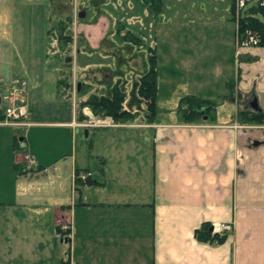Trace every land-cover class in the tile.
<instances>
[{
    "label": "crops",
    "instance_id": "1",
    "mask_svg": "<svg viewBox=\"0 0 264 264\" xmlns=\"http://www.w3.org/2000/svg\"><path fill=\"white\" fill-rule=\"evenodd\" d=\"M15 1L0 0V264H264L262 131L237 128L233 114L201 124L181 122L172 118L174 109L157 110L155 105L152 119L101 129L95 141L80 143L78 133L86 139L99 129L72 126L84 121L89 109L76 108L75 92L56 95L50 79L46 84L38 77L43 75L38 66L16 56L14 40L20 33L7 24L12 5L18 6ZM218 1L219 8L210 5L202 14L195 9L204 17L199 24L191 25L193 20L179 14L188 23L180 24L175 37L202 49L214 42L209 46L224 49V57H210L200 68L209 64L215 72L216 62L224 61L238 90L248 92L256 78L263 91L264 49L242 48L259 56L260 66L249 68L233 58L232 52L238 53L235 26L228 16L230 0ZM167 7L162 0L157 14ZM157 22L152 29L140 25L139 33L144 40V31H149L148 41L156 53L159 47L165 49L164 65H171L168 20L159 27ZM156 63L157 81L163 76L157 54ZM175 71L163 72L170 79ZM74 74L67 76L78 91L81 81ZM190 80L203 84L202 76ZM16 81L23 91L11 101L24 105L26 113L19 122L26 125L10 124L3 116L12 103L8 89ZM36 90L68 104L67 114L49 120L33 116ZM9 128L19 130L16 136ZM44 128L59 130L64 140L60 137L58 144L63 147L41 151L34 135ZM80 173L85 178H79ZM219 223L230 225L221 242L199 239L204 224L211 228Z\"/></svg>",
    "mask_w": 264,
    "mask_h": 264
},
{
    "label": "rangeland",
    "instance_id": "2",
    "mask_svg": "<svg viewBox=\"0 0 264 264\" xmlns=\"http://www.w3.org/2000/svg\"><path fill=\"white\" fill-rule=\"evenodd\" d=\"M25 1H15L18 6L12 5L13 10L7 17L8 27L13 26L14 30L20 33L14 40L16 44V56L20 58V61L24 60L38 66L37 71L43 74L38 75V73V77L46 84H49L48 81L50 79L54 89H56L54 91L56 95L63 97L62 94L65 91L67 95L70 93L74 95L75 92V96L73 97H76V108L81 109L82 107H86L89 109L84 122H92L96 119L101 121V125L99 126L91 124V126L85 127L99 129L94 134L89 135L88 138L85 139L83 133H78L76 137L80 139V143L86 146L89 145L91 141H95L94 138L96 136L101 134V131H103L101 129L132 126L133 123L136 124L138 121H147L149 118H153L155 112L147 111L146 100L138 96L136 91L137 80L147 69V47L154 48L152 42L148 41L149 31H144V37L146 39L143 40L142 33H139V28L141 27L140 25H148L152 29L157 21L159 27L160 23L166 20H168L167 24L169 26H167V29L170 31L169 34H172L167 53L173 58V63L171 65H164L166 59L165 49L161 47L157 48L158 51L157 53L155 51V54L160 58V72L163 75L161 79L156 81L157 101L155 97L154 105H157V110L172 108L174 109L172 118L179 119L178 121L181 122L194 124H201L204 122L203 120L210 122L214 118L223 115L224 118H228L230 114H233L232 119L236 120L238 124L237 128L239 126L250 127L258 129L264 134V90H258L259 84L257 79L254 78L250 82L251 84H248L250 86L248 92L238 90L235 87L233 73H226L227 64L224 61L221 63L216 62L218 69L216 68L215 72L212 71L211 65L209 64H205L204 69H201L199 66V63L206 62L213 56L222 59L225 55L224 49L220 51L209 46L214 42H209L202 49L200 44L193 45L186 40L181 41L180 38L175 37L180 24L188 23L185 20L182 21L179 14L186 15L187 18L193 20V23L190 22L189 24H199L200 21L198 19L203 17V15H200L195 9H202V14V11L212 7L210 5L214 7L216 5L219 8V1L204 0L203 2L209 5L205 8L202 0H167L168 7L160 16L140 0ZM262 2L264 3V0ZM250 3H248V6ZM35 9L39 10V12ZM143 9L146 11L142 12ZM171 10L174 11L172 12ZM208 12L206 11L205 15L207 16L205 17L209 19ZM79 13L82 15L79 16ZM255 16L264 21L263 15L258 13ZM164 24L161 25L165 26ZM127 30L132 31L139 38L137 43L134 44L126 41L123 33ZM235 46V52L238 53L234 55L232 52L235 60L247 62L249 68H253L260 63L259 56L248 54L242 50V47L238 46L236 35ZM256 47L264 49V47L255 45L254 48ZM212 53L216 54L213 55ZM260 65L263 67L264 64ZM171 68H174L177 72L175 71L173 74L169 73L172 78L168 79L163 71L170 70ZM72 74L75 75L77 81H81L80 83L78 82L80 84L78 91H75L74 86L68 80L67 75L71 76ZM52 75L55 80H52ZM197 76L203 77L202 85L199 80H190L194 77L197 78ZM29 79L34 82L32 80L34 78L30 77ZM114 84H117L121 91L124 92L122 109L128 112L129 117L125 115L126 117L115 119L109 115L94 113L88 106L81 104L89 94L109 95L111 87ZM20 86V81H16L14 82V86L8 89L9 102L13 101L15 93L19 94L23 91ZM50 86L52 88V85ZM37 91L40 90L35 91V100L31 103L33 116H37L38 119L49 120L61 118L67 114L66 106L68 104L54 102L49 99V96H42ZM190 91H197L204 94L205 92H210V94H213L203 97H211V100L214 102V107L210 110L212 113L209 112L206 116L200 118L183 116L178 112V99L183 95H187ZM250 92L255 93L258 106L262 110L263 119L261 122H248L240 119L238 116L240 110L247 108L245 104L248 98L247 94ZM1 104H3L2 101ZM232 112H235V114ZM158 113L164 114V112L160 111ZM82 122L83 120L75 121L74 123L81 124ZM22 124L26 125V123L19 125ZM79 127L82 128L81 126ZM10 131L11 133L14 132L16 136V132L19 130L16 131L13 129L12 131L10 129ZM37 133L40 135L38 137L34 135V142L39 146L38 148L41 151L53 153L59 145L63 147L62 142L58 144V141H60L59 138H64V136H61L59 130L44 128L43 130H37ZM54 143L56 144L54 145ZM228 226L230 230V225L228 224ZM204 241L210 244L216 243L212 240Z\"/></svg>",
    "mask_w": 264,
    "mask_h": 264
},
{
    "label": "trees",
    "instance_id": "3",
    "mask_svg": "<svg viewBox=\"0 0 264 264\" xmlns=\"http://www.w3.org/2000/svg\"><path fill=\"white\" fill-rule=\"evenodd\" d=\"M148 8L151 7L154 13H158L161 10L162 0H140ZM229 20L235 26V35L237 39H241L246 31H249L257 40V45L264 47V21L255 16V14H261L264 16V6L254 3L252 5L246 4L240 10L235 9L234 0H230L229 3ZM123 37L126 38L127 42L137 43L139 38L130 30L123 33ZM147 69L138 78L136 91L138 96L146 100L147 111H154V102L156 97V54L153 47H147ZM124 92L121 91L117 84L111 87L109 95H95L89 94L84 102L81 104L88 106L94 113L109 115L113 118L130 116L127 111L122 108ZM214 107V102L211 99L200 98L194 95H183L178 99V112L183 116L187 117H200L206 116L207 113L211 112ZM126 115V116H125ZM148 115V113H147ZM262 110H240L238 116L240 119H244L248 122H261L263 119ZM224 235H218L211 231L209 225L204 224L200 229L198 235L200 240H212L216 243L222 241Z\"/></svg>",
    "mask_w": 264,
    "mask_h": 264
},
{
    "label": "built area",
    "instance_id": "4",
    "mask_svg": "<svg viewBox=\"0 0 264 264\" xmlns=\"http://www.w3.org/2000/svg\"><path fill=\"white\" fill-rule=\"evenodd\" d=\"M256 1V2H254ZM253 2V3H257L258 5H263L264 3L262 2V0H234V4H235V9L238 11L240 9H242L243 7L246 6V4ZM251 5V3H250ZM236 42L238 44V46L242 47V48H250V47H254L255 45H257V40L256 38L249 32L246 31L245 34L242 36V38L239 40L237 39L236 36ZM26 113L25 107L22 104H15V103H11L9 105H7L4 110H3V116L5 117V119L8 121V123L10 124H21L20 119H22L24 117ZM105 120V119H104ZM72 126L74 125H79L82 127H87V126H91V124L95 125V126H99L101 125V121L99 119L93 120L91 121H86V122H82L81 124H77L72 122L71 123ZM79 178L83 179L85 178L86 174L84 173H80L77 175ZM229 230V226L228 224H223V223H219L216 225H213L211 227V231L214 233H218V234H223L224 231Z\"/></svg>",
    "mask_w": 264,
    "mask_h": 264
},
{
    "label": "flooded vegetation",
    "instance_id": "5",
    "mask_svg": "<svg viewBox=\"0 0 264 264\" xmlns=\"http://www.w3.org/2000/svg\"><path fill=\"white\" fill-rule=\"evenodd\" d=\"M263 1V0H262ZM252 4H254V3H251V5ZM262 6H264V4L262 5ZM248 95V98H247V101H246V104H245V107H247L246 109H250V110H255V109H252V106L254 105L253 103H252V100L255 98V100H256V108H258L257 110H255V111H260L261 110V108L258 106V103H257V97H256V95H255V93L254 92H250V93H248L247 94Z\"/></svg>",
    "mask_w": 264,
    "mask_h": 264
},
{
    "label": "water",
    "instance_id": "6",
    "mask_svg": "<svg viewBox=\"0 0 264 264\" xmlns=\"http://www.w3.org/2000/svg\"><path fill=\"white\" fill-rule=\"evenodd\" d=\"M78 15L81 16L82 14L79 13ZM66 60H68V59H66ZM78 84H79V83H77V86H78ZM252 103L254 104V105L252 106V109L257 110L258 108L255 107V106H256V100H255V98L252 100ZM210 229H211V228H210Z\"/></svg>",
    "mask_w": 264,
    "mask_h": 264
}]
</instances>
